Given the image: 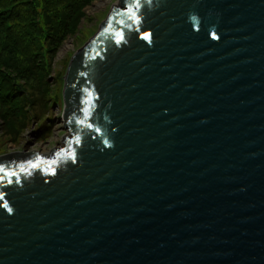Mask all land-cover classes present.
Returning <instances> with one entry per match:
<instances>
[{
	"label": "water",
	"instance_id": "1",
	"mask_svg": "<svg viewBox=\"0 0 264 264\" xmlns=\"http://www.w3.org/2000/svg\"><path fill=\"white\" fill-rule=\"evenodd\" d=\"M66 71L64 146L0 156V264H264V0H119Z\"/></svg>",
	"mask_w": 264,
	"mask_h": 264
},
{
	"label": "rangeland",
	"instance_id": "2",
	"mask_svg": "<svg viewBox=\"0 0 264 264\" xmlns=\"http://www.w3.org/2000/svg\"><path fill=\"white\" fill-rule=\"evenodd\" d=\"M40 0H37L39 2ZM119 0H93L83 8L84 15L74 31L56 47V30L43 21V10L30 37H36L29 53L16 44L22 34L21 25L12 24L8 37L0 45V70L7 85L17 91L6 102L0 101V156L15 152L38 151L50 156L51 152L64 146L68 131L63 118V78L71 57L99 30L113 5ZM54 19V18H53ZM41 29V34L35 32ZM23 32V28H22ZM33 40L31 41L32 45ZM28 46V45H27ZM38 47V48H37ZM34 63V64H33ZM33 64L34 66H32ZM19 97L18 100H15Z\"/></svg>",
	"mask_w": 264,
	"mask_h": 264
},
{
	"label": "trees",
	"instance_id": "3",
	"mask_svg": "<svg viewBox=\"0 0 264 264\" xmlns=\"http://www.w3.org/2000/svg\"><path fill=\"white\" fill-rule=\"evenodd\" d=\"M93 0H0V45L4 43L6 37H8V31L11 29L12 24L21 25L23 28H19V33L12 29L11 32L16 36H22L20 40H16V44L19 48L29 51L34 45L37 46L36 37H30L31 32L35 29V26L48 22L56 30V47L66 37L67 33H71L78 25V21L84 15L83 8ZM39 3L41 10H43V19L41 23L37 22L36 16L40 15ZM54 18V19H53ZM35 32L41 34V29L37 28ZM33 38V39H32ZM33 40V45L31 41ZM28 45V46H27ZM38 48V47H37ZM34 64V63H33ZM31 64L32 66H34ZM1 69V68H0ZM0 70V101L6 102L11 95L21 93L17 91L11 83V87L7 85V79L3 78ZM13 85V86H12ZM17 97L15 100H18Z\"/></svg>",
	"mask_w": 264,
	"mask_h": 264
},
{
	"label": "flooded vegetation",
	"instance_id": "4",
	"mask_svg": "<svg viewBox=\"0 0 264 264\" xmlns=\"http://www.w3.org/2000/svg\"><path fill=\"white\" fill-rule=\"evenodd\" d=\"M18 153H21V152H18ZM36 153H38V152H37V151H36V152H35V151H32V152L25 153V154H24L25 156H24L23 159L25 160L26 157H29L28 154H36Z\"/></svg>",
	"mask_w": 264,
	"mask_h": 264
}]
</instances>
